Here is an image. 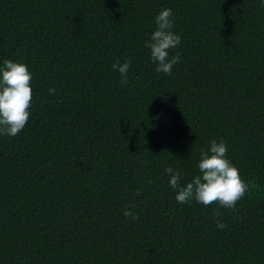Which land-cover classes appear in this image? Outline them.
<instances>
[{
    "label": "trees",
    "instance_id": "1",
    "mask_svg": "<svg viewBox=\"0 0 264 264\" xmlns=\"http://www.w3.org/2000/svg\"><path fill=\"white\" fill-rule=\"evenodd\" d=\"M260 4L0 0V67L27 64L33 90L25 128L0 134V264H264ZM166 8L171 75L146 47ZM129 57L121 85L112 65ZM212 140L256 185L237 211L178 203L169 185L168 166L185 186L200 174Z\"/></svg>",
    "mask_w": 264,
    "mask_h": 264
},
{
    "label": "clouds",
    "instance_id": "2",
    "mask_svg": "<svg viewBox=\"0 0 264 264\" xmlns=\"http://www.w3.org/2000/svg\"><path fill=\"white\" fill-rule=\"evenodd\" d=\"M260 7H264L261 0ZM174 13L170 8L163 9L155 17L156 29L152 33L146 47L150 49L152 61L157 63L156 71L171 75L173 66L179 63V54L170 57V51L179 47L181 37L172 29ZM132 60L129 57L124 63L118 60L113 63V70L120 74L121 85L128 83V72ZM32 73L25 63L5 59L0 67V134L17 136L26 126L30 118L33 90L31 87ZM56 89H49V94H55ZM228 146L225 141L212 140L207 150L202 149L199 169L191 182L181 184V173L171 166L165 168L169 175V185L178 190V203H188L195 199L205 206L217 203L220 207L237 211V202L245 194L254 189V183L249 184L240 175L239 169L227 158ZM124 215L129 220L139 219L138 213L126 209ZM221 215L217 209L215 216ZM217 227L224 230L226 224L217 219Z\"/></svg>",
    "mask_w": 264,
    "mask_h": 264
}]
</instances>
